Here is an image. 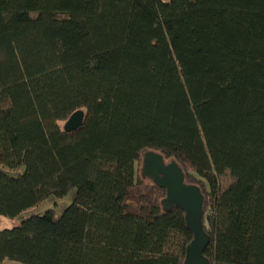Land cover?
Masks as SVG:
<instances>
[{
  "label": "trees",
  "instance_id": "trees-1",
  "mask_svg": "<svg viewBox=\"0 0 264 264\" xmlns=\"http://www.w3.org/2000/svg\"><path fill=\"white\" fill-rule=\"evenodd\" d=\"M150 150L203 191L211 264H264V0H0V214L76 189L0 264H184Z\"/></svg>",
  "mask_w": 264,
  "mask_h": 264
},
{
  "label": "water",
  "instance_id": "water-1",
  "mask_svg": "<svg viewBox=\"0 0 264 264\" xmlns=\"http://www.w3.org/2000/svg\"><path fill=\"white\" fill-rule=\"evenodd\" d=\"M85 111H75L65 122L66 131L79 129L84 121ZM142 176L166 189V196L162 199L166 211L180 207L185 212L188 228L193 238L187 246L184 264H211L204 254L210 242V235L204 228L203 215L205 195L201 188L194 183L186 181L183 168L177 160L166 161L164 155L156 151H147L144 154Z\"/></svg>",
  "mask_w": 264,
  "mask_h": 264
},
{
  "label": "rangeland",
  "instance_id": "rangeland-1",
  "mask_svg": "<svg viewBox=\"0 0 264 264\" xmlns=\"http://www.w3.org/2000/svg\"><path fill=\"white\" fill-rule=\"evenodd\" d=\"M169 1V0H164ZM60 125L64 127L65 121H61ZM17 174V173H13ZM76 196V189H72L65 197L63 198H55L54 196L49 197L45 201L29 207L28 209L24 210L20 215L16 217H9L6 215L0 214V230L6 229V228H13L17 225H20L21 222L35 214H43L48 209H54L56 213L59 215L61 214L64 209L69 206L75 199ZM5 264H24L20 261L6 259Z\"/></svg>",
  "mask_w": 264,
  "mask_h": 264
}]
</instances>
